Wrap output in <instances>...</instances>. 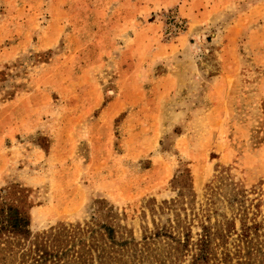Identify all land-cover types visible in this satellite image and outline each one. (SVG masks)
I'll return each instance as SVG.
<instances>
[{"label":"rangeland","instance_id":"1","mask_svg":"<svg viewBox=\"0 0 264 264\" xmlns=\"http://www.w3.org/2000/svg\"><path fill=\"white\" fill-rule=\"evenodd\" d=\"M205 231L263 256L264 0H0V264H188Z\"/></svg>","mask_w":264,"mask_h":264},{"label":"trees","instance_id":"2","mask_svg":"<svg viewBox=\"0 0 264 264\" xmlns=\"http://www.w3.org/2000/svg\"><path fill=\"white\" fill-rule=\"evenodd\" d=\"M6 222H7V224H3L4 227L8 226L14 230H21L23 228L28 229L27 224H25V222H26L25 218H23L18 213L15 216H13V213L11 212L10 215L8 216V218L6 219ZM197 248H198L197 254L193 257V259L188 264H225V260H222V259L217 260V261L212 260L211 263L209 261V259H210L209 254H211V252H210V249H211L210 248V232L209 231H205L201 235V237L198 241V244H197ZM37 249L39 250L38 247H37ZM259 251H262V250H259ZM42 254L39 255L38 258L35 259V261L41 262L43 260L48 259L49 256H52V254H48L47 251H43ZM223 259H225V258H223ZM55 263L56 264L58 263L57 259H56ZM243 263H245V261L239 262V264H243ZM258 264H264V252H263V256L258 261Z\"/></svg>","mask_w":264,"mask_h":264}]
</instances>
